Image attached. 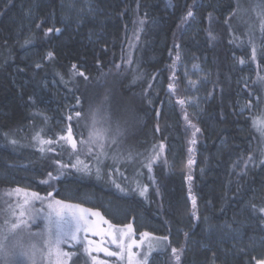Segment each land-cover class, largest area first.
Masks as SVG:
<instances>
[{"label": "trees", "instance_id": "obj_1", "mask_svg": "<svg viewBox=\"0 0 264 264\" xmlns=\"http://www.w3.org/2000/svg\"><path fill=\"white\" fill-rule=\"evenodd\" d=\"M253 1L88 0L89 12L70 18L64 0H0V195L24 185L44 193L54 164L78 158L90 172L62 175L54 195L119 226L143 220L151 237H167L152 255L168 261L176 248L177 264L264 258V77L239 81L264 46V0ZM177 52L209 70L197 118H183L174 96L165 110L171 76L182 98L171 74ZM54 96L56 112L45 111ZM57 113L76 151L43 143ZM91 116L104 138L89 154L80 141Z\"/></svg>", "mask_w": 264, "mask_h": 264}, {"label": "rangeland", "instance_id": "obj_2", "mask_svg": "<svg viewBox=\"0 0 264 264\" xmlns=\"http://www.w3.org/2000/svg\"><path fill=\"white\" fill-rule=\"evenodd\" d=\"M90 2L88 0H64V2L61 3V7L63 10H66L65 16L68 17H77L78 14L81 16H84L86 12H89ZM256 4V0L253 1V6ZM193 7V6H191ZM192 9V8H191ZM194 18L193 16L185 17V20L187 22L193 21ZM196 19H194L195 21ZM177 55L179 56V59H177ZM173 65L171 67V74L173 72H178L177 76L180 77L181 79V96L182 98L180 100H183L184 103L180 104L177 98L176 94L174 93L175 90V85L171 84L172 82L175 81V78L172 76L170 77L171 82L169 85H172L170 88L169 85H166L164 88V92H167L169 94L168 97H166V105H165V110L169 111L171 106H172V97L174 96L176 102L179 104L181 108V116L185 118V115H191L192 117L197 118L204 109V105L206 102V92H207V86L209 83V70L207 67V64L204 59H201L199 57H190L187 56L185 53L182 52H177V54H173ZM253 69L252 72L245 74L244 76L239 78V81L241 84L246 85L249 83V80L253 79L257 74L260 75V77H264V46L261 49V53H259V57H254L253 60L251 61ZM173 76H175L173 74ZM192 82H195V86H193ZM160 81H156V86L157 89L160 88ZM51 86L54 87L52 84ZM53 93H55L53 91ZM55 101V96L54 98L50 99L49 104L46 101L45 108H43L45 111H50V112H56V109L58 106L53 103ZM69 105L67 102H65L62 106V108H68ZM53 110V111H52ZM68 110V109H67ZM243 110V108H240V111ZM69 112V110H68ZM57 115L55 116L54 119V124H55V129H53V132L49 133L46 136V139L43 141H52L51 144H55V142H62L65 147L69 151H73V149L66 143L65 140L61 139L62 136H67L69 132V127L68 124L62 125L61 121L57 118ZM93 116H91V121H89L90 125L88 128V131L92 130H98L97 124L98 121L92 119ZM71 134L73 138L77 141L75 138L76 136L73 135L72 131ZM89 140V139H88ZM44 143V142H43ZM56 145V144H55ZM97 146L96 144H89L87 146L85 145H80L81 150H83L84 153H87V147H91V149L95 148ZM172 158L169 157V167H172ZM72 164H77V162H72ZM68 165L67 168L62 167L63 165H67L65 162L61 161L59 163L56 162L54 166L52 167V176L56 177V179H50L48 174L44 178V180L41 182L42 188L44 189V193H39L41 197V201H32V204L34 206L29 207L27 209L28 212L31 214H36L39 213L42 217L46 216L49 212H52V209L48 208V204L52 203L55 206V201H61L62 205L56 206V207H62L63 205H73L76 206L75 204H71L68 202H65L58 197L54 195V188L56 181L65 174H69L70 171L75 170V168H72L71 165ZM79 167V164H77V168ZM21 189L22 191L20 193H16L15 189ZM15 189H9L7 191H3V196L0 195V206L4 209V211H1L0 213V224L3 225V222L5 219H15L16 217H12L8 211H5V209L8 208V205L10 204L12 209L15 210L16 216H19L20 211L22 210L19 205L23 204L25 197V191L28 194V197L30 198L31 193L35 192L31 188L28 187V185H24L21 187H17ZM11 193V195H9ZM48 193H51V196H48ZM191 198V196H190ZM193 205V199H192V204ZM80 209L82 208H71L67 209L65 208L64 211L68 213L67 219L74 223V219L72 216V213H76L77 215H80ZM103 215V214H102ZM100 215V216H102ZM27 218V215L25 216V219ZM53 220H56L55 213L53 212ZM89 220L92 222L94 228L96 231H100L103 234L102 235H95L92 232H88L85 234V232L81 231L80 232V239L82 243L80 245H77L76 247H65V251H72L74 253L72 259L69 261L70 262L75 258L76 262L73 264H128V252H127V245L132 244L133 241H136L135 244H133L131 251L136 254L135 259L136 260H141V264H177V260L174 257H169L168 261L163 258V256H156L152 255L153 252L158 250L159 245L156 243H162L166 242L164 239H161L159 237H151V234L148 233V228L144 224L143 220H140V222H137L135 219L133 220V217L130 219L129 218L125 219L122 225H116L113 224L111 221L108 219H103L101 220L99 217L91 216L88 214ZM104 220L108 221L111 225H113L112 232L117 236L118 240L121 237V230L124 232H127V228L125 226L131 225V233L129 235L123 236L122 242L125 248L124 251V258L120 259L118 257H109L107 256L103 251H99V248H107L109 251H119L117 246L111 242L112 237L107 235V230H108V224L104 223ZM47 221L41 219L37 221L36 224H33L31 226V231L32 232H37L44 230L45 224ZM229 231H233L232 228L228 229ZM3 231L6 232V227L3 229ZM52 231L53 233L55 232V225L53 224L52 226ZM182 232V229L179 230ZM143 233H148V236H142ZM86 237V238H85ZM47 239V234L43 236H32L29 237L26 233L24 234L23 237V245L27 249L29 248L33 243L37 245V248H42L44 247V240ZM93 241V244L89 245L88 241ZM162 245V244H161ZM89 248L90 251L86 252L85 249ZM154 254V253H153ZM147 256V260L143 261L142 256ZM78 256V257H77ZM95 257V260L93 259ZM256 258L258 260L264 259L263 256L260 254L256 255ZM36 264H48V260L46 258H42L40 253L37 252L36 257ZM6 264H11V259L6 258ZM29 264H31V261H29Z\"/></svg>", "mask_w": 264, "mask_h": 264}, {"label": "snow or ice", "instance_id": "obj_3", "mask_svg": "<svg viewBox=\"0 0 264 264\" xmlns=\"http://www.w3.org/2000/svg\"><path fill=\"white\" fill-rule=\"evenodd\" d=\"M193 13L189 11L187 13L188 17H191ZM211 16V14H209ZM262 30H264V26H262ZM49 32L53 31V29H48ZM56 31H59V29H56ZM211 36V33H209ZM49 56L52 55V53H48ZM255 55V51H253V57ZM177 59H179V56H177ZM240 63H244L243 60L240 61ZM75 68L76 66L73 65ZM81 76H84V73H78ZM87 79V77H85ZM193 86H195V82H192ZM171 88L172 85H169ZM180 104H183L184 101L180 100L178 101ZM81 115L80 112L76 113V116L79 117ZM71 119V117H69ZM187 119V117H186ZM257 124L256 121H254V126ZM258 131H261L262 134H264V121L259 122ZM194 127V126H193ZM196 131L198 132L199 129L197 128ZM195 135V133H193ZM103 133L99 130H92L89 133V140L84 141L81 140L80 143L82 145H89V144H96L98 140H103ZM61 139L65 140L68 145L73 149V151L77 150V141L73 138L71 134V129H69L67 136H62ZM44 143H52V141H43ZM115 142V141H113ZM15 143V141H13ZM101 150H103V143H100L98 145ZM87 151L89 154H91V147H87ZM101 154H103V151H101ZM98 158V157H97ZM251 159V157L249 158ZM59 163V161H57ZM82 163L77 158V164ZM192 161H189V164H191ZM77 164H72L71 167L75 168L77 171L82 172H90V169L87 165H84L83 168H77ZM62 167L67 168L68 165H63ZM150 167V165H149ZM100 169H97V176H99ZM48 176L50 179H56V177L52 176V173H48ZM190 179V177H189ZM117 187H120L117 185ZM22 190L17 188L15 189L16 193H20ZM143 195V192H141ZM11 195V193H9ZM51 193H48V196H51ZM25 199L23 201L22 205L18 204V207H20L22 210L19 213V216H16V212L14 209H12L11 205H8V208L5 209V211H8L12 217H16L15 219H5L3 222V225H0V264H6V258L11 259V264H29V261H31V264H36V254L37 252L40 253L42 258H46L48 260V264H69V261L72 259L74 253L72 251H65V247H76L77 245H80L82 243L80 239V232L83 231L85 234L88 232H92L95 235H102L103 233L100 231H96L92 222L88 218V214L91 216L99 217L101 220H103V217L100 216V213L98 211H93L91 209H80L81 214L77 215L76 213H72L74 223L69 221L67 219L68 213L64 211L65 208L71 209V208H79V205L73 206V205H63L62 207H56L62 205L61 201H55L54 204L50 203L48 204V208L52 209V212H49L46 216H41L39 213L31 214L27 211L29 207L34 206L32 204V201H41V197L39 193L32 192L30 198L28 197L27 192L25 191ZM195 203V202H193ZM255 208V205L252 206ZM261 213H264V208H261L259 210ZM53 212L55 213L56 220H53ZM27 215V218L25 219V216ZM45 220L47 223L45 224L44 230L32 232L31 226L33 224H36L39 220ZM105 224H108V230L107 235L112 237L111 242L117 246L119 251H109L107 248H99V251H103L107 256L109 257H118L120 259L124 258V245L122 242L123 236L129 235L131 233V225L125 226L127 228V232H124L121 230V237L118 240L117 236L112 232L113 225H111L108 221L104 220ZM55 225V232L52 231V226ZM6 227V232L3 231V229ZM27 234L29 237L32 236H43L45 233L47 234V239L44 240V247L37 248L36 244H32L29 248H25L22 241L24 234ZM142 236H148V233H143ZM86 238V237H85ZM164 239H167L165 237ZM136 241H133L132 244L127 245V252H128V264H141V260H136L135 256L136 254L131 251L133 244H135ZM88 244H93V241H88ZM86 252L90 251L89 248L85 249ZM178 249L173 248L172 253L175 256V259L179 261L180 256L177 254ZM95 260V257H93ZM142 260L146 261L147 256H142ZM256 264H264V259L256 260Z\"/></svg>", "mask_w": 264, "mask_h": 264}]
</instances>
